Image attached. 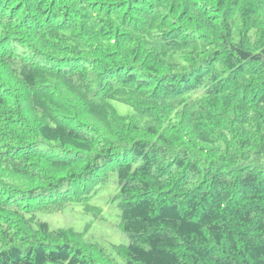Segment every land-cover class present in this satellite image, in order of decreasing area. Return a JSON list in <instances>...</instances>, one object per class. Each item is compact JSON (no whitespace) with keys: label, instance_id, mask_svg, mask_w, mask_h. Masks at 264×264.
I'll list each match as a JSON object with an SVG mask.
<instances>
[{"label":"trees","instance_id":"trees-1","mask_svg":"<svg viewBox=\"0 0 264 264\" xmlns=\"http://www.w3.org/2000/svg\"><path fill=\"white\" fill-rule=\"evenodd\" d=\"M0 264H264V0H0Z\"/></svg>","mask_w":264,"mask_h":264},{"label":"rangeland","instance_id":"rangeland-1","mask_svg":"<svg viewBox=\"0 0 264 264\" xmlns=\"http://www.w3.org/2000/svg\"><path fill=\"white\" fill-rule=\"evenodd\" d=\"M109 185V184H108ZM97 200H93L102 211V216L99 220L93 222L91 231H96L99 238L103 242L114 245H125L127 243L126 237L120 232L116 223L118 222V210L116 202L114 201L115 192L112 191L111 186L100 191L97 194ZM80 206H70L62 213L43 214L42 219L48 222L53 227H72L75 230H81L84 225L94 220L91 215H86L80 211Z\"/></svg>","mask_w":264,"mask_h":264}]
</instances>
